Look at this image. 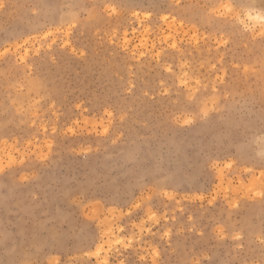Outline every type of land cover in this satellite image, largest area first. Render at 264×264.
Segmentation results:
<instances>
[{
  "label": "rangeland",
  "instance_id": "obj_1",
  "mask_svg": "<svg viewBox=\"0 0 264 264\" xmlns=\"http://www.w3.org/2000/svg\"><path fill=\"white\" fill-rule=\"evenodd\" d=\"M264 0H0V264H264Z\"/></svg>",
  "mask_w": 264,
  "mask_h": 264
},
{
  "label": "snow or ice",
  "instance_id": "obj_2",
  "mask_svg": "<svg viewBox=\"0 0 264 264\" xmlns=\"http://www.w3.org/2000/svg\"><path fill=\"white\" fill-rule=\"evenodd\" d=\"M261 139H262V143H264V137H262Z\"/></svg>",
  "mask_w": 264,
  "mask_h": 264
}]
</instances>
